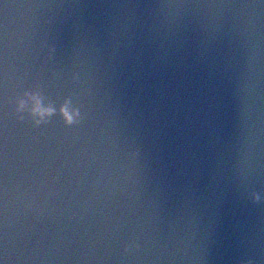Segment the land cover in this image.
I'll use <instances>...</instances> for the list:
<instances>
[{
	"label": "water",
	"instance_id": "95a60500",
	"mask_svg": "<svg viewBox=\"0 0 264 264\" xmlns=\"http://www.w3.org/2000/svg\"><path fill=\"white\" fill-rule=\"evenodd\" d=\"M0 264H264V0H0Z\"/></svg>",
	"mask_w": 264,
	"mask_h": 264
},
{
	"label": "clouds",
	"instance_id": "9594fccd",
	"mask_svg": "<svg viewBox=\"0 0 264 264\" xmlns=\"http://www.w3.org/2000/svg\"><path fill=\"white\" fill-rule=\"evenodd\" d=\"M46 111H51L50 109H47Z\"/></svg>",
	"mask_w": 264,
	"mask_h": 264
}]
</instances>
